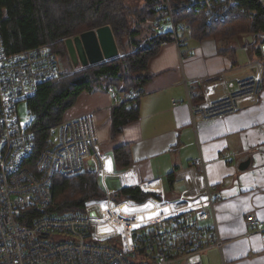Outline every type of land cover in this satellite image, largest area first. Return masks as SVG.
<instances>
[{
	"label": "built area",
	"instance_id": "1",
	"mask_svg": "<svg viewBox=\"0 0 264 264\" xmlns=\"http://www.w3.org/2000/svg\"><path fill=\"white\" fill-rule=\"evenodd\" d=\"M236 7L237 0H163L159 8L165 20L156 22L153 29L169 33L179 47L189 31L185 21H176L179 15L200 13L207 25L221 24ZM257 37L263 40L264 34ZM58 61L49 45L10 54L0 34V264H203L194 257L213 248L221 250L223 241L214 208L219 198L208 185L199 197L183 196L169 202L176 209L173 214L131 231L128 242L119 236L96 234L97 223L102 220L101 204L112 205L116 193L107 187L106 179L124 172L105 173L108 156L100 151L91 112L59 124L56 139L51 137L52 146L42 150L29 167L27 162L34 151V116L29 113L28 121H21L17 105L33 98L42 85L57 80ZM222 79V96L199 104L191 101L194 94L184 80L195 131L200 121L236 113L245 103L256 100L262 85L261 73L233 83ZM109 92L115 106L120 105L115 92ZM142 96V91H132L125 108H134ZM88 162L93 163L106 198L86 201L81 214L46 213L55 177H74L86 170ZM195 165L204 173L201 158ZM32 212H37L36 216ZM21 220H28L29 226ZM247 220L250 233H260L264 239V225L251 216Z\"/></svg>",
	"mask_w": 264,
	"mask_h": 264
},
{
	"label": "crops",
	"instance_id": "2",
	"mask_svg": "<svg viewBox=\"0 0 264 264\" xmlns=\"http://www.w3.org/2000/svg\"><path fill=\"white\" fill-rule=\"evenodd\" d=\"M234 46L235 53L223 52L216 41L191 38L190 30L179 47L174 42L164 44L148 61L152 78L137 103L138 118L120 132L114 133L115 104L109 91L81 94L65 114V119L94 114L100 151L108 156L113 173L124 172L119 187H138L170 202L183 196L199 197L207 185L212 188L219 198L214 208L223 245L221 250L213 248L194 257L203 264H264L263 235L250 233L247 220L251 216L264 225V84L256 100L236 113L200 121L196 131L183 84L187 80L194 94L192 102L203 103L222 96V78L233 83L262 74V62L250 47L237 42ZM118 100L122 101L119 96ZM120 147L130 155V165L124 170H117L112 158ZM200 158L204 173L195 165ZM247 160L248 167L239 170ZM110 184L117 185L115 181ZM147 203L158 204H142Z\"/></svg>",
	"mask_w": 264,
	"mask_h": 264
},
{
	"label": "trees",
	"instance_id": "3",
	"mask_svg": "<svg viewBox=\"0 0 264 264\" xmlns=\"http://www.w3.org/2000/svg\"><path fill=\"white\" fill-rule=\"evenodd\" d=\"M131 1L0 0V34L10 54L49 45L59 60L63 55L69 56L65 45L67 39L103 26H110L118 46L126 40L131 49L126 55L96 65L80 69L72 65L66 72L59 70L58 61L57 80L39 87L37 94L26 101L28 112L34 116L32 128L35 131L34 151L27 162L29 167H33V161L42 150L52 146L54 129L65 120L66 112L83 93L111 89L122 99L121 104L112 110L114 133L137 120V104L134 108H125L129 94L136 90L144 92L152 78L147 70L149 59L164 44L173 41L169 33H156L153 29L156 22L165 20L159 8L161 0H140V8ZM170 1L178 3L184 0ZM135 15L138 20L135 27L130 29L129 16ZM176 21L186 22L191 38L216 41L222 46L220 49L223 52L235 53L234 42L247 44L252 55L262 62L264 84V59L260 45L264 39L257 37L258 33L264 34V1L237 0V7L231 16L221 24L207 25L200 13H183ZM248 36L253 38L252 43L246 40ZM201 101L193 99L194 104ZM112 158L117 170L126 169L131 162L125 147L114 150ZM115 195L138 204L150 197L160 198L146 194L138 187H119ZM49 196L51 204L46 213L77 215L83 213L87 200L104 199L105 193L99 176L85 170L67 179L55 177ZM32 214L36 216L37 212ZM21 223L29 226L28 220H21Z\"/></svg>",
	"mask_w": 264,
	"mask_h": 264
},
{
	"label": "bare ground",
	"instance_id": "4",
	"mask_svg": "<svg viewBox=\"0 0 264 264\" xmlns=\"http://www.w3.org/2000/svg\"><path fill=\"white\" fill-rule=\"evenodd\" d=\"M108 159L109 158H107L104 162V171L106 174L113 175L114 173L111 171ZM129 172L130 171L128 170L125 171V173ZM126 178V180H128V177ZM175 210L176 209L171 207V205L163 203H147L142 205L125 203L119 207H116L114 204L111 205L109 202L102 203L100 213L102 214L103 221L100 220L97 223L96 234L100 237L119 236L125 242H128L131 231L160 221L173 214ZM104 213L107 214L105 215Z\"/></svg>",
	"mask_w": 264,
	"mask_h": 264
},
{
	"label": "water",
	"instance_id": "5",
	"mask_svg": "<svg viewBox=\"0 0 264 264\" xmlns=\"http://www.w3.org/2000/svg\"><path fill=\"white\" fill-rule=\"evenodd\" d=\"M252 43L251 36L246 37ZM68 55L74 68L96 65L104 61H110L119 56L118 46L110 26H103L97 29L82 33L74 38L65 41ZM261 50L264 54V45ZM90 171H93L92 162ZM249 165V160L239 165V170H245ZM94 217L95 213H91Z\"/></svg>",
	"mask_w": 264,
	"mask_h": 264
},
{
	"label": "rangeland",
	"instance_id": "6",
	"mask_svg": "<svg viewBox=\"0 0 264 264\" xmlns=\"http://www.w3.org/2000/svg\"><path fill=\"white\" fill-rule=\"evenodd\" d=\"M161 1H163V0H161ZM132 2V4L133 5H138V7L140 8L141 7V2L142 1H140V0H133V1H131ZM171 2V1H170ZM172 3V2H171ZM140 13L141 12H139L138 14L140 15ZM137 20H138V18H137V16L135 15V17H132V16H129V22H130V25H129V28L130 29H133L134 27H135V23L137 22ZM126 37V36H125ZM127 38V37H126ZM264 44V43H263ZM262 44V45H263ZM233 45H235V42L233 43ZM117 46H118V44H117ZM262 47V46H261ZM118 50H119V56L118 57H121V56H123V55H126V54H128L129 52H131V49H130V44H128V41H126V40H123V43L122 44H120L119 46H118ZM130 50V51H129ZM237 52V54L239 55V54H241L240 53V51H236ZM242 55V54H241ZM238 57H240V56H238ZM72 61H71V59H70V57L69 56H67V55H63V57H61V59H59V70H61V72H66L68 69H71V67H72ZM81 68V66L79 65V67H78V69H80ZM17 113H18V117H19V119L21 120V121H25V122H27L28 121V115H29V112H28V109H27V104H26V102H20L18 105H17ZM57 134H58V131H57V127L54 129V134H53V136H52V140H55L56 139V137H57ZM88 171H90V169L88 170ZM91 172H94V171H91ZM95 173V172H94ZM95 174H97V173H95ZM112 178H115V179H117V180H111L110 178H107L106 179V184H107V187L110 189V190H112L113 192H117L116 190L119 188V184H118V181H119V179H122L121 178V176H115V177H112ZM100 180V179H99ZM116 182L117 183V185L116 186H113V185H111L110 183L111 182ZM100 184H101V182H100ZM101 187H102V185H101ZM115 187V188H114ZM104 191V190H103ZM143 192V191H142ZM105 193V192H104ZM145 193V192H144ZM147 194V193H146ZM105 198H106V196H105ZM104 198V199H105ZM104 199H93V200H95V201H97V200H99V201H101V200H104ZM149 199H153V200H149ZM112 201V204H114V205H116V207H119V206H122L123 204H125V203H135V204H138V203H136V202H133V201H130V200H124L123 198H121V197H119V196H113V199H111ZM124 200V201H123ZM154 201V202H156V203H158V204H161V203H165V202H170L169 200H166V201H164V200H162V199H157V198H155V197H150V198H147L144 202H146V201ZM87 201H90V200H87ZM143 202V203H144ZM140 204H142V203H140ZM106 210V209H105ZM105 215L107 214V213H104ZM106 217V216H105ZM102 221H103V219H102ZM156 223H158V222H154V223H151V224H148V225H146V226H149V225H152V224H156ZM136 230V229H135ZM115 241L116 242H118L119 241V239H115Z\"/></svg>",
	"mask_w": 264,
	"mask_h": 264
}]
</instances>
